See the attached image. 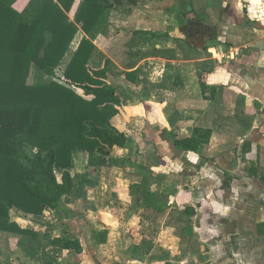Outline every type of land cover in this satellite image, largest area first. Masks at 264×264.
<instances>
[{"label":"trees","instance_id":"16d2710c","mask_svg":"<svg viewBox=\"0 0 264 264\" xmlns=\"http://www.w3.org/2000/svg\"><path fill=\"white\" fill-rule=\"evenodd\" d=\"M157 1L0 0V258L10 259L21 251L38 264H70L83 252L81 240L65 221L76 217L74 207L81 206L84 213L96 211L86 196L91 182L85 174L71 173L74 155L80 152L93 169L136 167L141 171L127 188L126 201L128 217L139 218L142 238L123 250V261L167 264L190 254L197 264L205 262L208 249L194 240L192 209L170 206L164 176L137 164L136 145L112 124L128 100L117 81L147 85L137 65L167 53L154 45L146 51L156 36L135 29L125 33L120 56L114 59L119 65L94 44L99 36H108L111 21L135 24L139 10ZM175 12L172 15L183 17L181 21L193 14L199 22L215 26L208 3ZM78 32L83 37L57 76ZM199 85L203 99L208 100L209 87L201 81ZM157 101L163 103L161 97ZM176 106H165L172 145L201 157L213 130L195 126L187 135H179ZM168 110L174 113L167 115ZM114 148L127 153L113 157ZM12 211L31 217L33 224L20 226L12 220ZM48 211L58 224L43 221ZM160 228L173 229L184 246L180 257L172 258L156 245L154 237ZM107 235V230L91 227L97 245L104 244Z\"/></svg>","mask_w":264,"mask_h":264},{"label":"crops","instance_id":"0c3cea01","mask_svg":"<svg viewBox=\"0 0 264 264\" xmlns=\"http://www.w3.org/2000/svg\"><path fill=\"white\" fill-rule=\"evenodd\" d=\"M223 4L224 11L217 18L220 25H205L195 17L186 21V17L182 32L187 37L182 38L169 35L163 27V31L153 30L157 23L148 14L153 8L146 9L147 27L135 30L156 36L146 51L154 45L167 56L148 57L137 67H141L140 78L142 66L148 64H157L163 73L167 66L180 69L177 88L163 90V103L154 101L161 105L157 115L163 130H171L165 117L169 94L177 105L179 135H187L195 126L213 130L201 157L180 151V158H174L180 163L183 180H191L195 186L193 195L200 201L195 211L209 215L194 223L197 230L206 231L200 238H205L207 245L198 238L208 249L209 260L203 264H264V11L254 17L251 5L248 17L241 21L234 8ZM224 12L228 13L225 18ZM223 18L227 23L221 25ZM235 20L246 33L237 32ZM106 47L104 42L105 50L98 49L113 60L120 56L122 48ZM190 51L197 54L191 57ZM199 81L210 89L208 100L203 99ZM173 113L168 110L167 115ZM187 199L182 204L189 203Z\"/></svg>","mask_w":264,"mask_h":264},{"label":"rangeland","instance_id":"374dc122","mask_svg":"<svg viewBox=\"0 0 264 264\" xmlns=\"http://www.w3.org/2000/svg\"><path fill=\"white\" fill-rule=\"evenodd\" d=\"M208 1L209 2L204 0H158L157 2L146 3L144 8L139 10V16L141 17H139V20H137L135 24H125L119 22L117 19H114V21H111L109 24L110 32L108 36L98 37L94 41V44L102 50H105L104 42L106 43L107 50L111 49L112 46L115 45V50L121 49L122 42L126 36L125 33L132 31L136 27H147V22L144 18H146L147 10H150L148 9L149 7L153 8L154 11L150 10L148 14L157 23L156 26L153 20L154 24L152 29L155 31H161L162 29L160 28L163 27L165 29L164 31L169 33V35L174 37L178 36L179 38H182L183 36L187 37V34H183L182 32V29H184L182 28L184 21H181L183 20V17L180 18L175 15V11L177 10V14L179 11H186L189 9V5L192 4H195L197 7H199L201 3L204 6H206L208 3L211 14H213V22L217 26L220 25V23L217 21L218 14H220L221 11H224L221 8L222 3H224L223 5L228 4L230 8H234L232 11H236L237 19H241V21L248 17L247 8L251 5L253 6L251 9L254 11V17L255 15L260 16L262 11H264V0H222V2L221 0ZM156 5H158V7H156ZM159 8H164V12L161 10H156ZM172 12H175L174 15H172ZM227 15V12L222 14L224 18ZM186 17L187 19L184 18V20L186 19L187 21L188 18H194L195 16L193 14H188ZM224 18L222 19L223 21L221 22V25L227 23L224 21ZM238 20H235L234 22L236 26L235 28L239 30L237 32L241 31V33H246L243 30L244 26H237L236 23H238ZM178 27H180V30L177 29ZM252 27L255 29V24ZM255 31L256 32L254 34L258 33L256 29ZM82 37V32H78L75 35V38L70 45L69 52L66 54L60 67H58L56 70L57 76H61L71 53L77 48ZM171 43H175V41H172ZM207 51H209V49ZM188 54H190L191 57H194V55L197 53L190 51ZM170 68L167 66L165 72L163 73L162 70H160V67L155 63L152 65L148 64L146 66H142V74L143 76L145 75L147 85L145 83L144 85L137 86L134 84L117 81L118 89L120 91H125L128 100L123 102L120 108V114L112 120V124L119 131L124 132L136 145L138 151L133 153V157H136L137 164H145L146 166L152 168L153 171L164 176L165 182L163 190H166V192L170 194V206L190 207L193 211L192 220L199 223L200 218L205 216L207 217L209 215L204 214V212L202 214L201 212L199 213V211H195V208L197 206L199 207L200 204V201L194 198L197 196L193 195L195 186L192 184L191 180H183V172L180 168V163H177L174 160L176 157L177 159L180 158L178 157L180 151L173 147L171 136H169L166 130L161 128L159 123L160 119L157 115L159 114V108H161V105L159 107V105H156V102H154L157 101L159 97L164 95L163 90L168 89V91H170L177 88V76L180 69H177L176 67ZM159 84H163L164 87H161L160 89L158 87H152L158 86ZM143 89L145 90L143 91ZM146 94L149 96L147 98L148 101L143 102L142 98H145ZM166 96H168L166 97L167 103L172 106H176L173 95L169 94ZM126 153L127 151L114 148L111 152V155L113 157H123ZM86 158V155L83 153H75L71 173L73 175L85 174L89 182H91V187L87 188L86 190V196L88 200H91L94 203L96 211H88L84 213L81 206L76 208L74 207V215L76 217L70 220H65L68 230L79 237L83 246V252L74 260H71L72 262L70 264H141L137 262L123 261L121 257L124 249H126L131 244L138 243L142 238L140 234L141 228L139 218L137 215L128 217L129 205L126 201L127 188L131 182L139 179V177L142 175L141 171L136 167H129L126 169H93L86 165ZM179 172H181V176H179ZM182 193L185 195L187 193L188 196L191 197L188 199L186 198L189 200V203H186V205L182 204L186 201ZM79 215L83 216L78 217ZM11 218L13 221L15 220L18 222L22 227L31 226L33 224L31 217L20 215V213L15 211L11 212ZM43 221L52 224H58L50 211L44 213ZM91 227L98 230L108 231L107 241L104 244L97 245L94 242V240L91 238ZM198 230L196 225H194L192 229L193 236L195 238L194 240L200 242L198 238L201 237V234H206V231L204 229L201 231ZM55 233H57V231ZM200 239H202V241H204L207 245L205 238L202 237ZM154 242L160 248L168 251L172 258H178L181 256V252L183 250L182 248L184 246H180V242L175 237L173 229L160 228L159 232L154 237ZM63 258H67L66 252L63 253ZM206 259L209 260V257ZM0 264L38 263L29 259L21 251H15L10 259L1 257ZM143 264L165 263L146 262ZM167 264H197V260L195 257L188 254L180 261L170 260Z\"/></svg>","mask_w":264,"mask_h":264}]
</instances>
